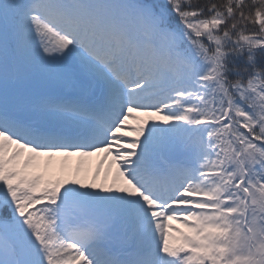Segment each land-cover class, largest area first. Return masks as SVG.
<instances>
[{"label":"snow or ice","instance_id":"snow-or-ice-1","mask_svg":"<svg viewBox=\"0 0 264 264\" xmlns=\"http://www.w3.org/2000/svg\"><path fill=\"white\" fill-rule=\"evenodd\" d=\"M262 59L264 0H0V264H264Z\"/></svg>","mask_w":264,"mask_h":264},{"label":"bare ground","instance_id":"bare-ground-1","mask_svg":"<svg viewBox=\"0 0 264 264\" xmlns=\"http://www.w3.org/2000/svg\"><path fill=\"white\" fill-rule=\"evenodd\" d=\"M60 159H61V158L57 157V158H56V160H57V164L54 165V167L57 168V170H58V161H59ZM97 159H98L97 157H93V158H92V165H93V166L95 165ZM76 160H77V158H72V160H71V165H72V167H75Z\"/></svg>","mask_w":264,"mask_h":264},{"label":"trees","instance_id":"trees-1","mask_svg":"<svg viewBox=\"0 0 264 264\" xmlns=\"http://www.w3.org/2000/svg\"><path fill=\"white\" fill-rule=\"evenodd\" d=\"M236 64H237V66H239L241 68L244 67V61L243 60L236 61ZM259 66L264 67V59L259 61Z\"/></svg>","mask_w":264,"mask_h":264},{"label":"rangeland","instance_id":"rangeland-1","mask_svg":"<svg viewBox=\"0 0 264 264\" xmlns=\"http://www.w3.org/2000/svg\"><path fill=\"white\" fill-rule=\"evenodd\" d=\"M91 162H92V158H91Z\"/></svg>","mask_w":264,"mask_h":264}]
</instances>
